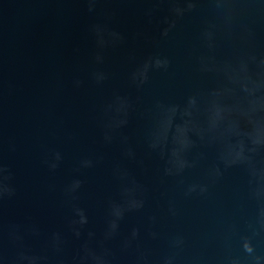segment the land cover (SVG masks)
<instances>
[{
    "label": "water",
    "instance_id": "obj_1",
    "mask_svg": "<svg viewBox=\"0 0 264 264\" xmlns=\"http://www.w3.org/2000/svg\"><path fill=\"white\" fill-rule=\"evenodd\" d=\"M0 264H264V0H0Z\"/></svg>",
    "mask_w": 264,
    "mask_h": 264
}]
</instances>
